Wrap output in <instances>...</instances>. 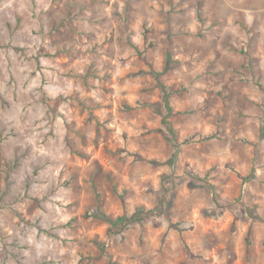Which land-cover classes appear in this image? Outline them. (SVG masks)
Masks as SVG:
<instances>
[{
  "label": "rangeland",
  "instance_id": "obj_1",
  "mask_svg": "<svg viewBox=\"0 0 264 264\" xmlns=\"http://www.w3.org/2000/svg\"><path fill=\"white\" fill-rule=\"evenodd\" d=\"M0 264H264V0H0Z\"/></svg>",
  "mask_w": 264,
  "mask_h": 264
},
{
  "label": "crops",
  "instance_id": "obj_2",
  "mask_svg": "<svg viewBox=\"0 0 264 264\" xmlns=\"http://www.w3.org/2000/svg\"><path fill=\"white\" fill-rule=\"evenodd\" d=\"M230 46V45H229Z\"/></svg>",
  "mask_w": 264,
  "mask_h": 264
}]
</instances>
